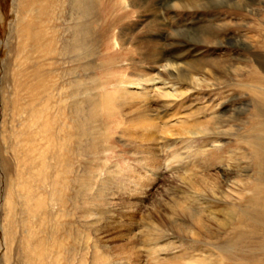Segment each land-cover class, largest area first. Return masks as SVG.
Masks as SVG:
<instances>
[{"label":"rangeland","instance_id":"374dc122","mask_svg":"<svg viewBox=\"0 0 264 264\" xmlns=\"http://www.w3.org/2000/svg\"><path fill=\"white\" fill-rule=\"evenodd\" d=\"M188 1L89 0L91 102L85 106L86 139L81 140L86 150H75L78 141L73 139L74 151L67 154L70 172L62 145L53 143V128L59 116V125L72 126L71 105L82 99L71 96L77 74L57 82L62 93L52 95L61 110L53 108L49 90L22 126L11 106L16 100L21 108L28 106L30 92H16L11 81L6 93L3 81L17 0H0V264H24L27 241L53 255L62 243L69 252L63 253L61 264H264L260 233L238 230L236 224V214L250 208V199L259 198V166L241 138H250L264 117H258L256 95L238 86L248 82L250 71L264 80V0H196L195 7L185 8ZM73 24L67 17L62 20L64 38ZM152 46L170 56L181 49L187 62L214 61L224 72L210 68L212 74H196L198 89L179 82L185 84L184 96L175 102L162 94L149 100L152 116L162 122L188 119L173 127L179 136L166 135L163 125L158 132L143 131L136 114L143 104L125 99L127 90L137 91L130 82L158 73L146 62ZM158 76L170 81L165 73ZM23 129L28 142L22 150L35 170L24 176L29 186L22 192L31 196L29 205L36 214L30 219L23 211L27 207L16 203L18 197L8 201L11 188L1 163L8 160L14 169L12 137ZM75 180L87 182L84 193H78ZM15 182L20 184L19 178ZM59 198L63 209L56 205ZM24 222H29V232ZM48 259L45 264L54 257Z\"/></svg>","mask_w":264,"mask_h":264},{"label":"bare ground","instance_id":"6f19581e","mask_svg":"<svg viewBox=\"0 0 264 264\" xmlns=\"http://www.w3.org/2000/svg\"><path fill=\"white\" fill-rule=\"evenodd\" d=\"M89 3H90L89 0H17V14H16L17 22L15 25L11 26L6 44L10 50L9 57L5 64L6 69H5V76L3 79L4 84L7 85L6 93H9V87L12 81L15 83L13 87L16 92L25 90L24 92L27 91L30 92V94L29 93L28 94L30 95L29 97H31L30 104L24 108H21V106H19V101L17 100L15 102L14 101L12 102V106L10 105L11 108H13L16 111V116L20 118L22 126L26 125L29 114L30 113L32 114L35 111L34 107L38 106L40 103H42V101H45L47 99L48 97L47 93H49V90L51 91L49 97L52 98L51 103L53 108L55 110H61L62 105L59 107L60 102L58 103V100H55L54 96L52 95L56 91H57V96L58 93L59 95L62 93L60 91L63 89L62 88L63 86L61 87L57 85V82L61 78H66L67 76L77 74L76 76L77 79L74 80L75 82L73 83L70 82L71 83L70 86L72 87L73 91L75 90L74 92L72 91L71 96L74 99L79 97H82V99L81 101L77 99V101H74L71 105L72 117H70V122L72 123V126H70L67 123H64L63 126L59 125L61 124L59 123L60 122V116H59L57 117L56 120L54 119L55 129L53 128L54 140H55V142L53 143H58V145H62L61 149H63V151H65L66 153V154L64 153L66 160L65 168L68 171H70L71 163L68 164L69 157L67 154L73 153L74 145H76L73 142V139H76L78 141L75 150L78 151L82 150L83 151L82 154H84L86 150V149L84 150V143H82L81 140L83 138L86 139V137H84L86 136L84 131L86 130L87 127L86 121L84 119V115L87 111L85 106L91 102V100L89 101L87 97L89 93L88 73L90 71L89 60L91 54L89 49L90 46L88 44L90 37ZM196 4H197L196 0H189L185 4L186 6L185 8L195 7ZM65 17L68 18V24L74 23L73 25H69L67 27L66 32L69 34V37L66 38L63 37L65 35V32H62V30L65 31L64 28L62 27V20ZM262 21H264V19ZM159 50L157 48H153L152 46V48L149 49V52L146 55V62L148 61L147 63L153 64L154 66L152 71H157L158 73L157 74L155 73V75L144 74L145 80L138 82H130L129 85L132 87L131 89H135L137 91L132 92L130 90L129 91L127 90V92L125 93L126 98L125 97L124 98L127 100H136L138 102L140 101L139 103L143 104L139 106L140 109H138V111L136 112L137 116L139 117L138 121L140 127L143 131L158 132L160 129H163L160 125H163L164 127L163 132L166 135L171 134L172 136L175 135L179 136L180 135L179 132L174 134L172 133L173 127H179L178 126L179 124L182 125L183 123H187L188 119L179 117L176 118V120L174 119V121L170 119L165 120V121H170L171 125L169 124L170 122L169 123L162 122L161 121L162 118L160 116H156V117L152 116L151 113L152 110H150L148 107L149 100H151L152 97L156 94H162L164 98L175 102L176 99L182 98L184 96V92L181 89L182 87H184L185 84L182 86L181 83L179 84V82L187 83L185 86L188 85L189 87L198 89L200 88V86L197 84L198 79L195 76L196 74H207V75L212 74V70L210 68H213L214 72H223V71H220V69H218V65L213 63L214 61L212 62L208 61L205 63H202L200 61L187 62L186 53H182L181 49L174 50L172 56L167 55L165 51H162V48L160 51ZM21 58H23L24 60L22 59L23 60L22 61ZM70 64L71 65L73 64L75 68L72 69L71 67H68L70 66ZM27 71H30L29 72L30 76L33 77L32 79H35L34 83H32L33 81L31 80V78L27 77L28 76V74L26 75ZM159 73L160 75L162 73H165L166 77H168L170 81L166 82L167 80L165 81L161 80V78L158 76ZM23 78L25 81L22 82ZM29 79L32 82H29L30 81ZM246 80H248V82L240 84L238 86V89L240 91L250 90L253 94L256 95L257 97L256 111L257 113H259L258 117H264V91L263 92L260 91L264 89V80L255 71H250V75L246 77ZM67 85H69V83H67ZM258 85L261 86L259 89H258ZM24 98L25 97H23L22 99ZM5 105L8 106L7 99L5 100ZM49 110H51V108ZM159 120L161 122H159ZM40 124H41L40 126H42V123ZM259 126L260 127L259 128L257 127L256 132L255 130L251 131L252 135H250V138H241V140L245 143L247 148L252 152V155L255 157V160L257 161L259 166V171L257 173V178H256V189H257L256 191L258 192L259 198L250 199L249 201L250 208L244 209L237 214L236 211L231 212V216L228 224H231V221L232 222L234 221L236 214L237 217L236 224L238 226L237 227L238 230L250 232V234L251 233L256 234L259 232L261 235V239L263 240V246H264V121H262ZM72 127H74L77 130L78 133L77 135H74L73 132L71 133ZM25 135L26 132L23 129L19 132L16 131L15 135L13 134L12 137L13 140H15L13 142L14 147L11 149V152L14 155V160L16 161L15 162L16 165L14 166V169L12 168V165L8 160L5 161L4 159H1L2 160L1 163L3 170L9 179L8 185L11 188L10 190H8V201L11 202L16 201V197H18L19 200L17 199L16 203H19V205L21 204L27 207V210L25 209L23 211L24 214H26V216H28V218L30 219L33 218L34 215L36 214L35 211H33L29 205L31 196L30 195L25 196L22 194L25 184L29 186L28 183L29 181L25 182L24 176H26L28 173H30V170H32V166H31L32 164L29 161L28 156L23 153V151L25 150H22V148H26L23 146L25 145V143L28 142L27 140H24L26 137L23 138ZM192 135L196 136L195 133H192L191 136ZM40 138L42 139V137ZM86 148L88 151V147ZM92 150L93 148L90 150V152ZM57 157H59V155ZM70 172H73V170ZM70 172L67 173L69 174ZM71 174L72 173H70V175ZM12 177H14V180ZM18 178L21 185L15 182V180H17ZM35 180L37 179H34V181ZM85 182H83V180L74 181L75 184L77 183L79 184L80 187L78 192L79 194L84 193L83 191L85 190L84 188L86 186L87 188L89 187V185L84 184ZM15 187H17V190L15 196L14 195L12 196V191L14 190ZM74 187L76 188V186ZM89 191L90 190H88V192ZM83 196H85V194H83ZM72 200L74 201V199ZM58 202L60 203L59 206H61L60 209H63L62 207L64 201L60 200L59 198V200L57 199L56 201V205ZM23 206H21L22 209ZM85 215L87 214H82L81 218H84ZM196 222L199 224L201 221L196 218ZM23 227L24 230L27 232H29V230L31 229L29 222H26V224L24 222ZM29 238L32 237L29 236ZM55 250L56 253H54L53 255L44 246L38 244L37 242H36V246H34L29 241H27L26 243H24V246L22 248V253L24 256V264H45V261L48 258H53V257L54 259L53 262L51 261L52 262L51 264H61V260L64 255L63 253H68L69 250H67L62 243L57 244ZM262 250H264V247L262 248ZM196 263L203 264L201 261Z\"/></svg>","mask_w":264,"mask_h":264}]
</instances>
